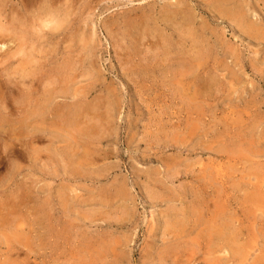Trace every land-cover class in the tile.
<instances>
[{"label":"rangeland","instance_id":"rangeland-1","mask_svg":"<svg viewBox=\"0 0 264 264\" xmlns=\"http://www.w3.org/2000/svg\"><path fill=\"white\" fill-rule=\"evenodd\" d=\"M218 1L70 0L37 73L0 78V264H264V0Z\"/></svg>","mask_w":264,"mask_h":264},{"label":"clouds","instance_id":"clouds-1","mask_svg":"<svg viewBox=\"0 0 264 264\" xmlns=\"http://www.w3.org/2000/svg\"><path fill=\"white\" fill-rule=\"evenodd\" d=\"M76 10L70 0L39 4L20 15L9 4L0 0V37L7 38L16 46V54L24 67L15 65L0 71V78L18 83L26 80L31 71L42 63L46 49L43 47L47 37L62 33L72 23Z\"/></svg>","mask_w":264,"mask_h":264},{"label":"bare ground","instance_id":"bare-ground-1","mask_svg":"<svg viewBox=\"0 0 264 264\" xmlns=\"http://www.w3.org/2000/svg\"><path fill=\"white\" fill-rule=\"evenodd\" d=\"M76 1H77V0H76ZM187 1H188V0H187ZM216 1L219 2L218 0H216ZM227 1L229 2V0H227ZM230 1H231V0H230ZM232 1H233V0H232ZM172 2H173V1H172ZM211 2H212V1H211ZM179 3H180V2H179ZM214 3L216 4V2H214ZM223 3H225V2H223ZM226 3H227V2H226ZM226 3H225V4H226ZM37 4H38V3H37ZM37 4H36V6H37ZM175 4H176V3H175ZM181 4H182V3H181ZM210 4H211V3L209 2L208 5L210 6ZM215 4H214V5H215ZM219 4L224 5L222 8H224V7L226 8V7H227V6H225V4H222V3H220V2H219ZM166 5H167V4H166ZM177 5H178V4H177ZM217 5H218V3H217ZM72 6H74V5L72 4ZM171 6H172V5H171ZM235 6H236V5H235ZM74 7H75V6H74ZM169 7H170V6H169ZM211 7H214V6H211ZM231 7H232V6H231ZM24 8H25V7H24ZM218 8H219V7H218ZM227 8H228V7H227ZM235 8H237V6H236ZM235 8H234V11H235ZM170 9H171V8H170ZM228 9H229V11H230L231 8H228ZM228 9H226V10L228 11ZM184 10H185V9H184ZM184 10L181 9V11H184ZM216 10H217V9H216ZM236 10H238V9H236ZM240 10H241V9H240ZM178 11H179V10H178ZM205 11H206V10H205ZM219 11H220V8L218 9V12H219ZM221 11H222V10H221ZM224 11H225V10L223 9V12H224ZM238 11H239V10H238ZM247 11H248V10H247ZM25 12H26V11H25ZM214 12H215V11H214ZM216 12H217V11H216ZM240 12H241V11H239V13H240ZM220 13H221V12H220ZM220 13H219V14H220ZM224 13H226V11H225ZM230 13H231V12H230ZM234 13H235V12H234ZM234 13H233V14H234ZM236 13H238V12L236 11ZM239 13H238V15H239ZM171 14H172V13H171ZM221 14H222V13H221ZM227 14H229V13H227ZM241 14H243V13H241ZM254 14H255V13H254ZM87 15H88V14H87ZM169 15H170V14H169ZM178 15H179V13H178ZM184 15H185V14H184ZM191 15H192V14H191ZM222 15H223V14H222ZM236 15H237V14H236ZM245 15H246V14H245ZM247 15H248V14H247ZM163 16H164V15H163ZM172 16H174V15H172ZM228 16H229V15H228ZM240 16H241V15H239L238 17L241 18ZM248 16H249V15H248ZM230 17H231V16H230ZM235 17H236V16H235ZM235 17H234V20H235V19L239 20L238 17H237V18H235ZM170 18H171V17H170ZM184 18H185V17H184ZM192 18H194V17L192 16ZM255 18H256V16H255ZM164 19H165V20H166V19H169V17H168V18H165V17H164ZM230 19H231V18H230ZM245 19H246V18H245ZM248 19H250V18L248 17ZM248 19H247V21L251 22V21L248 20ZM256 19H257V18H256ZM73 20H74V19H73ZM171 20H173V19H171ZM171 20H170V22H171ZM185 20H186V19H185ZM187 20H188V19H187ZM231 20H232V19H231ZM160 21H161V20H160ZM180 21H181V20H180ZM239 21H240V20H239ZM252 21H253V20H252ZM255 21H256V20H255ZM166 22H168V21H166ZM164 23H165V22H164ZM185 23H186V22H185ZM245 23H246V22H245ZM247 23H248V22H247ZM140 24H141V23H140ZM155 24H156V23H155ZM235 24H236V23H235ZM182 25H183V24H182ZM243 25H245V24H243ZM249 25H251V23H250ZM249 25H248V26H249ZM141 26H142V25H141ZM240 26H241V25H240ZM252 26H253V24L251 25V28H252ZM254 26H255V25H254ZM150 27H151V26H150ZM167 27H168V26H167ZM187 27H188V26H187ZM245 27H246V26H245ZM241 28H242V27H241ZM243 28H244V27H243ZM163 29H164V28H163ZM167 29H168V28H167ZM180 29H181V28H180ZM235 29H236V28H235ZM164 30H165V29H164ZM164 30H163V31H164ZM245 30L247 31L248 29L245 28ZM245 30H244V31H245ZM258 30H259V29H258ZM165 31H167V30H165ZM175 31H176V30H175ZM187 31H188V30H187ZM187 31L185 30V32H187ZM254 31H255V30H254ZM254 31H252V32H254ZM71 32H72V31H71ZM151 32H152V31H151ZM151 32H150V33H151ZM153 32H154V31H153ZM177 32H178V31H177ZM181 32H182V31H181ZM249 32H251L250 29H249ZM260 32H261V31H260ZM146 33H148V32H146ZM160 33H161V32H160ZM163 33H164V32H163ZM169 33H170V32H169ZM188 33H189V32H188ZM195 33H196V32H195ZM214 33H215V32H214ZM179 34H180V33H179ZM183 34H184V33H183ZM246 34H247V33H246ZM250 34H251V33H250ZM55 35H56V34H55ZM69 35H71V34H69ZM75 35H76V34H75ZM159 35H162V34H159ZM165 35H167V34L165 33ZM194 35H195V34H194ZM150 36H151V35H150ZM167 36H168V35H167ZM70 37H72V35H71ZM74 37H75V36H74ZM145 37H146V36H145ZM157 37H158V36H157ZM161 37H162V36H161ZM187 37H188V36H187ZM195 37H196V36H195ZM197 37H198V36H197ZM207 37H208V36H207ZM0 38H1V37H0ZM84 38H85V37H84ZM152 38H154V37H152ZM162 38H164V37H162ZM80 39H81V38H80ZM167 39H169V38H167ZM2 40H3V39H2ZM4 40H5V39H4ZM82 40H83V38H82ZM6 41H7V40H6ZM69 41H70V39H69ZM149 41H150V40H149ZM156 41H157V40H156ZM161 41H162V40H161ZM169 41H170V40H169ZM218 41H219V40H218ZM2 42H4V41H2ZM81 42H82V41H81ZM152 42H154V41L152 40ZM152 42H151V43H152ZM157 42H158V41H157ZM163 42H164V41H163ZM158 43H159V42H158ZM168 43H170V42H168ZM83 44H84V43H83ZM87 45H88V42H87ZM71 46H72V45H71ZM88 46H89V45H88ZM208 46H209V45H208ZM84 47H85V46H84ZM231 47H232V46H231ZM85 48H86V47H85ZM216 48H217V47H216ZM205 49H206V48H205ZM212 49H213V48H212ZM225 49H226V48H225ZM154 51H155V49H154ZM215 51H216V50H215ZM50 52H51V51H50ZM162 52H164V51H162ZM143 53H144V52H143ZM70 54H71V53H70ZM163 54L165 55V53H163ZM10 55H11V53H10ZM187 55H188V54H187ZM70 56H71V55H70ZM70 56H68V57H70ZM213 56H214V55H213ZM71 57H72V56H71ZM7 58H8V57H7ZM72 58H73V57H72ZM72 58H71V59H72ZM8 59H9V58H8ZM67 59L71 60L70 58H67ZM161 59H162V58H161ZM184 59H185V58H184ZM193 59H194V58H193ZM18 60H19V59H18ZM72 60H73V59H72ZM72 60H71V62H72ZM145 60H146V59H145ZM149 60H150V59H149ZM190 60H191V59H190ZM63 61H64V60H63ZM201 61H202V60H201ZM8 62H9V61H8ZM8 62H6V63H8ZM12 62H13V61L11 60L10 63H12ZM73 62H74V60H73ZM161 62H163V61H161ZM161 62H160V63H161ZM6 63H5V64H6ZM74 63H75V62H74ZM164 63H165V62H164ZM59 64H60V63H59ZM62 64H63V63H62ZM190 64H191V63H190ZM3 65H4V63H3ZM64 65H65V63H64ZM66 65H68L67 62H66ZM66 65H65V67H66ZM158 65H159V64H158ZM9 66L11 67V65H9ZM21 66H23V65H21ZM55 66H56V65H55ZM69 66H70V65H69ZM4 67H6V66H4ZM7 67H8V66H7ZM7 67H6V68H7ZM12 67H13V66H12ZM6 68H5V69H6ZM56 68H58V67H56ZM68 68H69V67H68ZM5 69H3V70H5ZM50 69H51V68H50ZM54 69H55V68H54ZM193 69H194V68H193ZM0 70H1V69H0ZM3 70H2V71H3ZM38 70H39V69H38ZM65 70H66V69H65ZM67 70H68V69H67ZM67 70H66V71H67ZM69 70H72V69H69ZM75 70H76V69H75ZM146 70H147V69H146ZM191 70H192V69H191ZM59 71H60V70H59ZM66 71H65L66 76H69V75H67ZM160 71H161V70H160ZM34 72H36V71H34ZM46 72H47V71H46ZM63 72H64V71H63ZM67 72H68V71H67ZM69 72H71V71H69ZM148 72H149V71H148ZM209 72H210V71H209ZM36 73H37V72H36ZM57 73H58V72H57ZM180 73H181V72H180ZM61 74H62V72H61ZM59 75H60V74H59ZM59 75H57V76H59ZM75 75H76V74H75ZM30 76H31V75H30ZM50 76H51V75H50ZM212 76H213V75H212ZM28 77H29V76H28ZM59 77H60V76H59ZM62 77H63V75H62ZM72 77H73V76H72ZM60 78H61V77H60ZM63 78H64V77H63ZM63 78H61V79L63 80ZM67 78H69V77H67ZM182 78H183V77H182ZM41 79H42V78H41ZM57 79H58V78H57ZM69 79H70V78H69ZM69 79H68V80H69ZM72 79H73V78H72ZM166 79H167V78H166ZM170 79H171V78H170ZM64 80H65V79H64ZM212 80H213V79H212ZM214 80H216V79H214ZM217 80H218V79H217ZM29 81H30V80H29ZM29 81H28V82H29ZM32 81H33V80H32ZM69 81H71V84H72V80H69ZM26 82H27V81H26ZM28 82H27V83H28ZM35 82H36V81H35ZM53 82H54V81H53ZM7 83H8V81H7ZM7 83H6V86H8L9 84H11V83L9 82L8 85H7ZM47 83H48V82H47ZM59 83H60V82H59ZM62 83H63V82H62ZM65 83H66V82H65ZM12 84H13V83H12ZM14 84H15V83H14ZM19 84H21V83H19ZM25 84H26V83H25ZM31 84H32V83H31ZM36 84H37V83H36ZM42 84H43V83H42ZM44 84H45V83H44ZM71 84H70V82L67 83V85H71ZM178 84H179V83H178ZM16 85H17V84H16ZM28 85H29V84H28ZM32 85H33V84H32ZM38 85H39V84H38ZM47 85H48V84H47ZM171 85H172V84H171ZM197 85H198V84H197ZM197 85H196V86H197ZM214 85H215V84H214ZM6 86L4 85V87H6ZM9 86H10V85H9ZM21 86H23V85H21ZM43 86H44V85H43ZM45 86H46V85H45ZM54 86H55V85H54ZM61 86H62V85H61ZM63 86H65V84H64ZM71 86H72V85H71ZM204 86H206V85H204ZM1 87H2V84H1ZM4 87H3V90H4ZM10 87H11V86H10ZM10 87H9V88H10ZM26 87H27V85H26ZM35 87H36V86H35ZM65 87H67V86H65ZM197 87H198V86H197ZM14 88H15V87H14ZM14 88H13V89H14ZM21 88H22V87H21ZM21 88H20V89H21ZM23 88H24V87H23ZM23 88H22V89H23ZM42 88H43V87H42ZM48 88H49V87H48ZM52 88H53V87H52ZM69 88H70V87H69ZM192 88H193V87H192ZM20 89H19V90H20ZM24 89H25V88H24ZM29 89H31V88H29ZM56 89H57V88H56ZM64 89H65V88H64ZM71 89H72V88H71ZM177 89H178V88H177ZM6 90H7V89H6ZM9 90H10V89H9ZM25 90H26V89H25ZM27 90H28V87H27ZM34 90H35V89H34ZM37 90H38V89H37ZM37 90H36V91H37ZM57 90H58V89H57ZM59 90H60V89H59ZM59 90H58V91H59ZM65 90H66V89H65ZM13 91L15 92V90H13ZM23 91H24V90H22V92H21L19 95L23 94ZM28 91H29V90H28ZM30 91H31V90H30ZM38 91H39V90H38ZM54 91H55V90H54ZM62 91H64V90H62ZM188 91H189V90H188ZM191 91H192V90H191ZM8 92H9V91H8ZM14 92H13V93H14ZM19 92H20V91H19ZM26 92H27V91H26ZM49 92H50V91H49ZM65 92H66V91H65ZM15 93H16V92H15ZM36 93H37V92H35V94H36ZM39 93H40V91H39ZM39 93H38V94H39ZM42 93H43V92H42ZM42 93H41V94H42ZM53 93H54V92L51 91V94H53ZM66 93H67V92H66ZM70 93H71V92H70ZM70 93H69V94H70ZM183 93H184V92H183ZM2 94H3V93H2ZM2 94H1V95H2ZM24 94H25V93H24ZM26 94H27V93H26ZM41 94H40V95H41ZM63 94H64V93H63ZM69 94H67V96H68ZM28 95H29V94H27V96H28ZM45 95H46V94H45ZM61 95H62V94H61ZM74 95H75V93H74ZM74 95H73V96H74ZM192 95H193V94H192ZM2 96H3V95H2ZM2 96H1V97H2ZM62 96H63V95H62ZM64 96H65V95H64ZM64 96H63V98H64ZM200 96H201V95H200ZM10 97H11V96H10ZM23 97H24V95H23ZM35 97H36V96H35ZM38 97H39V96H38ZM41 97H42V96H41ZM43 97H44V96H43ZM43 97H42V98H43ZM46 97H47V95H46ZM48 97H49V96H48ZM53 97H54V94H53ZM53 97H52V98H53ZM75 97H76V95H75ZM19 98H21V97H19ZM50 98H51V97H50ZM55 98H56V96H55ZM60 98H61V97H60ZM71 98H72V97H71ZM2 99H3V98H2ZM13 99H14V98H13ZM24 99H25V98H24ZM28 99H29V96H28ZM31 99H32V98H31ZM33 99H34V98H33ZM43 99L45 100V98H43ZM43 99H41V102H42ZM73 99H74V98H73ZM76 99H77V98H76ZM192 99H194V98H192ZM21 100H22V99H21ZM34 100H35V99H34ZM184 100H185V99H184ZM188 100H191V99H188ZM37 101H38V100H37ZM53 101H55V99H53ZM64 101H65V100H64ZM67 101H68V100H67ZM76 101H77V100H76ZM4 102H5V100H4ZM14 102H15V101H14ZM16 102H17V100H16ZM29 102H30V101H29ZM43 102H44V101H43ZM72 102H74V101H72ZM26 103H27V102H26ZM32 103H33V102H32ZM70 103H71V102H70ZM79 103H81V102H79ZM48 104H50V103H48ZM48 104H46L47 107H48ZM53 104L56 105L57 103H56V104L53 103ZM77 104H78V102H77ZM201 104H202V102H201ZM17 105H18V103H17ZM19 105H21V103H20ZM33 105H34V103H33ZM41 105H42V104H41ZM41 105H40V106H41ZM54 105H53V107H54ZM79 105H81V104H79ZM83 105H84V104H83ZM83 105H81V106H83ZM195 105H196V104H195ZM21 106L23 107V105H21ZM21 106H20V107H21ZM43 106H44V105H43ZM43 106H41V107H43ZM18 107H19V106H18ZM20 107L18 108L19 110H22V109L24 108V107H23L22 109H20ZM72 107H73V106H72ZM74 107H76V106H74ZM39 108H40V107H39ZM45 108H46V106H45ZM45 108H43V112H42V114L45 113ZM55 108H56V107H55ZM65 108H66V106H65ZM67 108H68V107H67ZM70 108H71V107H70ZM198 108H199V107H198ZM36 109H37V108H36ZM40 109H42V108H40ZM46 109H47V108H46ZM51 109H52V107H51ZM83 109H84V108H83ZM203 109H204V108H203ZM19 110H18V111H19ZM23 110H24V109H23ZM54 110H55V109H54ZM54 110H53V111H54ZM35 111H36V110H35ZM49 111H51V110L49 109ZM49 111H48V113H49ZM66 111H68V110L66 109ZM71 111H72V110H71ZM83 111H84V110H83ZM197 111H198V110H197ZM22 112H24V111H22ZM27 112H28V111H27ZM27 112H26V113H27ZM39 112H40V110H39ZM46 112H47V111H46ZM63 112H64V111H63ZM72 112H73V111H72ZM79 112H80V111H79ZM33 113H34V112H33ZM73 113H74V112H73ZM24 114H25V112H24ZM37 114H38V115H37ZM54 114H58V113L56 112V113H54ZM68 114H69V113H68ZM79 114H80V113H79ZM79 114H78V116H79ZM199 114H200V113H199ZM204 114H205V113H204ZM25 115H26V114H25ZM27 115H28V114H27ZM34 115H35V114H34ZM39 115H41V114L36 112V116L39 117ZM47 115H49V114H47ZM52 115H53V114H52ZM70 115H71V114H70ZM70 115H68V117H69ZM202 115H203V114H202ZM29 116H30V115H29ZM43 116H46V114L43 115ZM53 116H55V115H53ZM62 116H63V115H62ZM64 116H65V115H64ZM73 116H74V115H73ZM196 116H197V115H196ZM24 117H26V116H24ZM40 117H41V116H40ZM50 117H51V116H50ZM59 117H60V116H59ZM66 117H67V116H66ZM66 117H65V118H66ZM80 117H81V116H80ZM27 118H28V117H26V119H27ZM45 118H46V117H45ZM70 118L72 119V117H70ZM26 119H25V120H26ZM50 119H52V118H50ZM53 119H54V118H53ZM58 119H59V118H58ZM61 119H62V118H61ZM33 120H35V119H33ZM33 120H32V121H33ZM55 120H56V119H55ZM68 120H69V119H68ZM15 121H16V120H15ZM26 121H27V120H26ZM43 121H44V120H43ZM48 121H49V120H48ZM65 121H66V120H65ZM74 121H76V120H74ZM192 121H193V120H192ZM198 121H199V119H198ZM1 122H2V121H1ZM20 122H21V121H20ZM20 122H19V120H18L17 123H16V125H17V124L19 125ZM22 122H23V121H22ZM62 122H63V121H62ZM62 122H61V123H62ZM72 122H73V121H72ZM262 122H263V121H262ZM3 123H4V122H3ZM25 123H26V122H25ZM50 123H51V122H50ZM54 123H55V122H54ZM56 123H57V122H56ZM58 123H59V122H58ZM68 123H69V122H68ZM193 123H194V121H193ZM200 123H201V122H200ZM4 124H5V123H4ZM20 124H21V123H20ZM65 124H67V122H66ZM72 124H73V123H72ZM74 124H75V123H74ZM21 125H22V124H21ZM51 125H53V124H50L49 126H51ZM63 125H64V124H63ZM5 126H6V125H5ZM5 126H4V127H5ZM7 126H9V125H7ZM58 126H59V125H58ZM60 126H61V127H59V128H62V125H60ZM71 126L74 127V125H71ZM2 127H3V126H2ZM23 127H24V125H23ZM25 127H26V126H25ZM5 128H6V127H5ZM12 128H13V127H12ZM16 128H19V127L16 126ZM16 128H14V130H15ZM31 128H32V127H31ZM35 128H36V126H35ZM42 128H43V126H42ZM45 128H46V127H45ZM47 128H48V127H47ZM47 128H46V129H47ZM59 128H58V129H59ZM67 128H68V127H67ZM7 129H8V128H7ZM7 129H6V130H7ZM25 129L27 130V132L29 131L27 128H25ZM63 129H64V128H63ZM63 129H61V130H63ZM43 130H44V129H43ZM48 130H49V128H48ZM54 130H56V129H54ZM64 130H65V129H64ZM10 131H11V129H10ZM17 131H18V130H17ZM20 131H21V130H20ZM31 131H32V130H31ZM31 131H30V132H31ZM36 131H37V129H36ZM65 131H66V130H65ZM65 131H64V132H65ZM68 131H69V130H68ZM68 131H67V132H68ZM22 132H23V131H22ZM59 132H60V131H59ZM69 132H70V131H69ZM263 132H264V131H263ZM34 133H35V131H34ZM217 137H218V136H217ZM217 137H216V138H217ZM222 137H223V136H222ZM262 138H263V136H262ZM177 141H178V140H177ZM206 142H207V141H206ZM208 143H209V142H208ZM253 143H254V140H253ZM238 144H239V143H238ZM177 145H178V143H177ZM215 145H216V144H215ZM260 145H261V143H260ZM71 146H72V144H71ZM71 146H70V147H71ZM72 148H73V147H72ZM230 148H231V147H230ZM215 149H216V148H215ZM219 149H220V148H219ZM237 149H238V148H237ZM249 149H250V147H249ZM249 149H248V150H249ZM71 151H72V150H71ZM241 151H242V150H241ZM251 151H252V149H251ZM72 152L74 153V151H72ZM87 152H88V151H87ZM230 152H231V151H230ZM256 154H257V153H256ZM50 156L54 157L53 155H50ZM81 156H82V154L80 155V157H81ZM233 156H234V155H233ZM241 157H242V156H241ZM54 158H55V157H54ZM82 158H83V157H82ZM62 159H63V158H62ZM80 159H81V158H80ZM53 160H55V159H53ZM67 160H68L67 163L71 161L70 159H67ZM69 160H70V161H69ZM72 160H73V159H72ZM81 160H82V159H81ZM245 160H246V159H245ZM62 161H63V160H62ZM67 163H65V164H67ZM163 163H164V162H163ZM63 164H64V163H63ZM80 164H81V163H80ZM67 165H69V164H67ZM70 165H72V163H70ZM79 166H80V165H79ZM70 167H71V166H70ZM68 168H69V167H68ZM73 169H74V168H73ZM204 169H205V168H204ZM70 170H71V168H70ZM75 170H76V168H75ZM176 170H177V169H176ZM71 171H74V170H71ZM76 171H77V170H76ZM201 172H202V171H201ZM176 173H177V172H176ZM247 173H248V172H247ZM69 175H70V174H69ZM199 182H200V181H199ZM209 183H210V182H209ZM207 184H208V183H207ZM199 190H200V189H199ZM119 192H120V191H119ZM256 192H257V191H256ZM162 194H164V193H162ZM260 195H261V194H260ZM158 199H160V198H158ZM196 199H197V198H196ZM165 201H166V200H165ZM204 201H205V200H204ZM200 202H201V201H200ZM215 203H216V202H215ZM64 204H65V203H64ZM192 204H193V203H192ZM200 204H201V203H200ZM208 205H209V204H208ZM215 206H216V205H215ZM196 207H197V206H196ZM206 207H207V206H206ZM207 208H208V207H207ZM49 209H50V208H49ZM214 209H215V208H214ZM208 210H209V209H208ZM215 210H216V209H215ZM209 213H210V212H209ZM67 214H68V213H67ZM189 214H190V213H189ZM210 214H211V213H210ZM213 215H214V214H213ZM192 216H194V215L192 214ZM171 217H172V216H171ZM177 217H178V216H177ZM198 217H200V215H199ZM188 218H189V217H188ZM179 219H180V218H179ZM204 219H205V218H204ZM211 219H212V218H211ZM214 219H215V218H214ZM198 220H199V219H198ZM207 220H209V219L207 218ZM187 221L190 222V220H187ZM171 222H173V220H172ZM217 222H218V221H217ZM179 223H180V222H179ZM204 223H205V222H204ZM185 224H186V222H185ZM195 224H197V222H196ZM198 224H199V223H198ZM183 225H184V224H183ZM205 225H206V224H205ZM175 226H176V225H175ZM180 226H181V224H180ZM233 226H234V225H233ZM172 227H174V226H172ZM177 227H178V226H177ZM177 227H176V229H177ZM184 227H185V226H184ZM186 227H187V226H186ZM200 227H201V226H200ZM215 227H216V226H215ZM169 228H170V227H169ZM179 228H181V227H179ZM62 229H63V228H62ZM200 229H201V228H200ZM202 229H203V228H202ZM54 230H55V229H54ZM211 230H212V229H211ZM175 231H176V230H175ZM183 231H184V230H183ZM205 231H206V230H204L203 232H205ZM234 231H235V230H234ZM51 232H52V230H51ZM170 232H171V231H170ZM189 232H190V231H189ZM226 232H227V231H226ZM236 232H237V231H236ZM177 233H179V231H178ZM191 233H192V232H191ZM206 234H207V233H206ZM219 234H220V233H219ZM173 235H174V234H173ZM224 235H225V232H224ZM179 236H181V233H180ZM179 236H178V238H179ZM182 236H183V235H182ZM182 236H181V237H182ZM222 236H223V235H222ZM226 236L229 237L230 235H226ZM174 237H175V235H174ZM195 237H196V236H195ZM223 237H224V236H223ZM228 237H226V238H228ZM231 237L233 238V236H231ZM100 238H101V237H100ZM196 238H198V237H196ZM196 238H195V239H196ZM204 238H206V236H205ZM226 238H225V239H226ZM232 238H229V240H230V239L232 240ZM215 239H216V238H215ZM177 240H178V239H177ZM206 240H207V239H206ZM216 240H217V239H216ZM218 240H219V239H218ZM233 240H234V239H233ZM237 240H238V239H237ZM181 241H182V240H181ZM203 241H204V240H203ZM220 241H221V240H220ZM226 241H227V240H226ZM182 242H184V240H183ZM182 242H181V243H182ZM198 242H200V240H199ZM213 242H214V241H212V242L210 241L209 243H213ZM217 242H218V241H217ZM221 242H223V241H221ZM94 243H95V246H96V243H97V242H94ZM98 243H99V242H98ZM101 243H102V242H101ZM171 243H172V245H173V242H171ZM176 243H177V242H176ZM176 243H175V244H176ZM215 243H216V241H215ZM219 243H220V242H219ZM225 243H226V242H225ZM228 243H229V241H228ZM234 243H235V242H234ZM85 244H86V243H85ZM102 244H103V243H102ZM202 244H204V243H202ZM105 245H107V244H105ZM105 245H104V246H105ZM172 245H171L170 247H173V246H174V245H173V246H172ZM188 245H189V244H188ZM205 245H206V243H205ZM214 245H215V244H214ZM214 245H212V246L214 247ZM221 245H222V244H221ZM230 245H231V243H230ZM93 246H94V244H93ZM93 246H92V247H93ZM98 246H99V245H98ZM98 246H96V248H97ZM189 246H190V245H189ZM215 246H216V245H215ZM222 246H224V245H222ZM231 246H232V245H231ZM200 247H201V246H200ZM204 247H205V246H204ZM206 247H207V246H206ZM229 247H230V246H229ZM96 248H95V249H96ZM104 248H106V247H104ZM107 248H108V247H107ZM193 248H194V247H193ZM214 248H215V247H214ZM222 248H223V247H222ZM225 248H226V247H225ZM231 248H232V247H231ZM98 249H99V247L97 248V250H98ZM174 249H175V248H174ZM185 249H186V248H185ZM203 249H204V248H203ZM205 249H206V248H205ZM210 249H211V248H210ZM233 249H234V248H233ZM100 250H101V246H100ZM106 250H107V249H106ZM106 250H105V251H106ZM167 250H168V249H167ZM175 250L177 251V248H176ZM175 250H174V251H175ZM191 250H192V249H191ZM215 250H216V249H215ZM98 251H99V250H98ZM108 251H109V250H108ZM160 251H161V250H160ZM165 251H166V250H165ZM208 251H209V250H208ZM213 251H214V250H213ZM99 252H100V251H99ZM101 252H102V251H101ZM101 252H100V254H101ZM171 252H172V251H171ZM177 252H178V251H177ZM198 252H199V251H198ZM211 252H212V251H211ZM214 252H215V251H214ZM217 252H218V251H217ZM92 253H93V252H92ZM102 253H103V252H102ZM105 253H107V252H105ZM105 253H103V254H105ZM165 253H166V252H165ZM167 253H168V252H167ZM229 253H230V252H229ZM100 254H98V255H100ZM120 254H121V253H120ZM183 254H184V253H183ZM88 255H89V254H88ZM101 255H102V254H101ZM161 255H162V254H161ZM102 256H103V255H102ZM102 256H101V258H100L101 260H102ZM230 256H231V255H230ZM235 257H236V256H235ZM108 258H109V257H108ZM232 258H233V257H232ZM92 260H93V259H92ZM92 260H91V261H92ZM116 260H117V259H116ZM120 260H121V259H120ZM228 260H230V257H229ZM93 261H94V260H93ZM112 263H113V262H112Z\"/></svg>","mask_w":264,"mask_h":264}]
</instances>
